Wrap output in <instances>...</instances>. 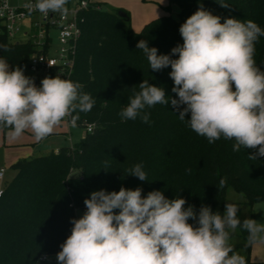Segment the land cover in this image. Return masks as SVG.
<instances>
[{
	"label": "trees",
	"instance_id": "trees-1",
	"mask_svg": "<svg viewBox=\"0 0 264 264\" xmlns=\"http://www.w3.org/2000/svg\"><path fill=\"white\" fill-rule=\"evenodd\" d=\"M168 2L178 7L176 18L160 15L138 31L132 29L125 10L126 18L117 14L119 8L109 10L100 3L98 9L89 6L83 10L67 79L79 82L81 91L95 100L92 110L78 113L77 120L84 129L87 124L92 127L73 144L11 163L15 174L0 193V264H38L41 254H57L72 230L70 221L76 219L75 210L85 206L84 200L91 192L101 189L118 192L121 187H139L145 197L159 190L168 199L177 195L185 198V207L194 205L199 211L207 205L220 213L227 203V187L240 192L248 204L264 200V157L250 159L255 149L241 147L240 151H233L235 141L223 137L209 143L179 119L170 103L146 108L150 113L148 124L139 118L124 120L119 115L133 94L132 88L139 91L138 85L144 79L164 88L166 98H177L172 92L171 67L152 71L136 47L140 40L156 47L158 55L171 54L173 47L183 44L180 26L201 5L221 17V23L226 18L252 20L264 29V0ZM219 3L229 6L221 7ZM165 10H169V5ZM0 43L11 49L6 53L0 49V57L22 68L36 50L29 39L11 41L2 27ZM172 58H178V54ZM254 59L264 70V36L255 44ZM57 75L55 68L50 70L49 77ZM189 118L190 114L186 116ZM136 164L143 165L148 181L129 175L128 170ZM221 179L225 180L222 188ZM248 235L238 227L231 234L230 244L234 251L245 250L247 264H260L249 257L250 246L245 247Z\"/></svg>",
	"mask_w": 264,
	"mask_h": 264
},
{
	"label": "clouds",
	"instance_id": "clouds-1",
	"mask_svg": "<svg viewBox=\"0 0 264 264\" xmlns=\"http://www.w3.org/2000/svg\"><path fill=\"white\" fill-rule=\"evenodd\" d=\"M67 4L68 0H35L34 8L45 15L63 14ZM179 32L183 44L173 47L169 55H158V49L149 47L146 40L136 45L152 71L171 67L172 92L177 98H166L164 88L144 79L139 91L132 88L120 117L148 124L146 108L170 103L179 119L209 143L223 137L235 141L233 151L255 149L250 159L264 157V70L254 59L255 44L264 29L252 20L226 18L221 23V17L201 5ZM0 49L11 51L2 43ZM82 87L58 75L45 77L37 87L24 68L0 57V128L9 129L13 140L31 131L39 142L67 117L76 127L78 113L90 112L95 104ZM128 171L148 181L142 164ZM224 185L221 179L219 187ZM84 204L87 210L82 217L70 221L73 227L60 245L58 264H247L230 244L231 234L242 227L249 234L245 247L264 242V223L251 218L241 222L240 208L233 203H226L223 213L207 205L197 211L194 205L185 207L187 201L179 195L168 199L162 191L153 190L145 197L139 187H121L118 192L93 191Z\"/></svg>",
	"mask_w": 264,
	"mask_h": 264
},
{
	"label": "built area",
	"instance_id": "built-area-1",
	"mask_svg": "<svg viewBox=\"0 0 264 264\" xmlns=\"http://www.w3.org/2000/svg\"><path fill=\"white\" fill-rule=\"evenodd\" d=\"M32 10H29V5ZM35 0H27L18 4H13L10 0H0V27L7 37H16L18 34L24 35L23 40H31L34 43L35 51L30 54L27 60V68L35 75L34 82L37 87L39 75L45 73L49 77L51 69H56V73L67 79L73 66L76 41L80 35L79 22L82 21V12L89 6L98 9L99 5L91 0H74L68 3L67 13H40L34 8ZM25 20L26 26L21 22ZM54 29L58 42L56 55H49L48 48L51 44L49 30ZM16 41V38H14ZM46 50L43 51V47ZM68 120V118H66ZM71 120H68L69 125ZM92 125L87 124L85 130L89 131ZM2 168H0V177ZM1 193V189H0ZM86 208V206H84ZM71 232L68 233L70 236ZM47 254H41L39 260H44Z\"/></svg>",
	"mask_w": 264,
	"mask_h": 264
},
{
	"label": "rangeland",
	"instance_id": "rangeland-1",
	"mask_svg": "<svg viewBox=\"0 0 264 264\" xmlns=\"http://www.w3.org/2000/svg\"><path fill=\"white\" fill-rule=\"evenodd\" d=\"M154 2H150L151 5L154 7L156 6L161 10V6L163 12L165 14H168L174 18L177 17L178 7L175 3L171 2L169 3L168 0H153ZM11 3L15 4L16 0H10ZM74 0H70V4L73 3ZM169 5V10L166 11L165 7ZM104 8L109 9L108 6H104ZM22 26H26V21L23 20L21 22ZM131 27L133 25V22L130 19ZM136 26L134 29H137V31L140 29V23H136ZM133 28V27H132ZM136 31V30H135ZM49 35L51 37V44L48 48V54L49 55H56V51L58 49V42L56 39V33L54 29L49 30ZM25 36L22 34L16 35V37L10 38L11 41H15L14 38H24ZM24 73L26 76L34 78L35 75L27 68V61L24 65ZM46 77L45 73H42L39 75L38 82H41ZM84 127L76 126L72 127L69 125L68 120L65 119L61 125H59L55 131L49 135L46 139L37 142L34 139L33 134L31 131H26L22 137L19 139H11L10 138V130L9 129H0V166H2V177L0 178V187L3 188L9 178L12 177V173L14 172V169L9 165V163L13 160L21 159V158H27L29 156L33 155H40L48 153L49 151L53 150L55 147L64 145V144H70L75 143L78 141V139L84 134ZM5 155L6 162L2 159V154ZM225 200L227 203H233L237 205L240 210L238 212V216L243 222L244 219L251 218L254 220H257L260 223H264V200L255 201L252 204H248L245 201V198L240 192L235 191L231 187H227L225 189ZM225 210V207H224ZM78 219L82 217V215L86 212L83 209H78L77 211ZM238 228L235 230L237 231ZM237 240V238L235 239ZM236 252L243 255L245 254V250L238 249ZM49 256V255H48ZM49 260H39L38 264H45L46 262L50 261V256L48 257ZM52 259V258H51Z\"/></svg>",
	"mask_w": 264,
	"mask_h": 264
},
{
	"label": "crops",
	"instance_id": "crops-1",
	"mask_svg": "<svg viewBox=\"0 0 264 264\" xmlns=\"http://www.w3.org/2000/svg\"><path fill=\"white\" fill-rule=\"evenodd\" d=\"M26 1L27 0H16L15 4H18L21 2H26ZM91 1L95 2V3H100V5L103 7L105 5L108 6L109 10L119 8V9H123V10L127 11L128 15H129V19H131V21L133 22V25H132L133 28L132 29L136 30V31H137V29H134L136 26L135 22L140 23L139 27L141 28L144 23L150 21L151 19H153L155 17H158L160 15L165 14V12H163V10H162L163 6H161V10H159V8H157L156 6L154 7L153 5H151L150 2H154L153 0H91ZM68 3H70V0H68ZM23 39L24 38H16V41L23 40ZM70 144H72V143H70ZM58 147H55L53 150H57ZM1 155H2L3 161L6 162L7 157L5 155H3V153ZM14 161L15 160L11 161L9 163V165H11V163H13ZM1 167L2 166H0V168ZM14 174H15V169H14V172L11 174L12 177ZM11 178H9V180ZM0 189H2V188L0 187ZM78 209H83L85 211L87 210L84 207L77 208L75 210L76 219H78V215L76 212ZM48 255L50 256V261L46 262L45 264H58V261L56 258L57 254H48ZM48 255L46 256V258L43 261L49 260ZM249 257L252 261L259 262L260 264H264V242H257L253 245H250Z\"/></svg>",
	"mask_w": 264,
	"mask_h": 264
},
{
	"label": "water",
	"instance_id": "water-1",
	"mask_svg": "<svg viewBox=\"0 0 264 264\" xmlns=\"http://www.w3.org/2000/svg\"><path fill=\"white\" fill-rule=\"evenodd\" d=\"M117 14H118L119 16H121V17H125V18H126V12H125L124 10H122V9H119V10L117 11Z\"/></svg>",
	"mask_w": 264,
	"mask_h": 264
}]
</instances>
